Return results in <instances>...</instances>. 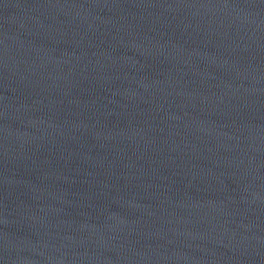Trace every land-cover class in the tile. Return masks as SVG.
<instances>
[{"label":"water","instance_id":"water-1","mask_svg":"<svg viewBox=\"0 0 264 264\" xmlns=\"http://www.w3.org/2000/svg\"><path fill=\"white\" fill-rule=\"evenodd\" d=\"M0 264H264V71L178 0H0Z\"/></svg>","mask_w":264,"mask_h":264}]
</instances>
